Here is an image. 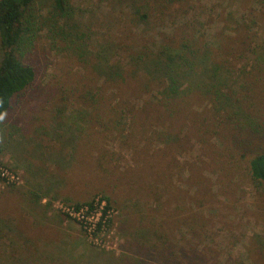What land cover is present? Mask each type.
Segmentation results:
<instances>
[{
	"label": "rangeland",
	"instance_id": "374dc122",
	"mask_svg": "<svg viewBox=\"0 0 264 264\" xmlns=\"http://www.w3.org/2000/svg\"><path fill=\"white\" fill-rule=\"evenodd\" d=\"M70 5L73 20L46 23L51 3H36L37 79L0 120V163L22 181L0 182V264H264L250 172L264 150V0ZM184 37L206 63L176 106L142 78L107 81ZM97 198L114 211L103 246L59 208Z\"/></svg>",
	"mask_w": 264,
	"mask_h": 264
},
{
	"label": "trees",
	"instance_id": "16d2710c",
	"mask_svg": "<svg viewBox=\"0 0 264 264\" xmlns=\"http://www.w3.org/2000/svg\"><path fill=\"white\" fill-rule=\"evenodd\" d=\"M38 1L0 0V47L2 51L0 62V120L10 115L12 109L20 104V100L37 79V69L27 58L30 51L29 44L33 42L36 28L35 6ZM48 1L51 3L52 15L48 21H45L46 23H57L62 19L69 23L73 20L75 10L70 5L72 0ZM137 8L135 7V11H138L140 19L146 23L150 12L140 13L142 9ZM199 50L187 37L180 41L164 43L157 52L148 55V58L138 57V59L141 58L139 62L142 64H136L140 67L132 68L130 73L122 67L119 70L118 68L114 70L111 67L110 77L107 81L119 85L120 83L138 81L142 78L143 82L139 84L137 89L150 90L152 87L156 90L159 89L163 96L162 105L165 107L169 104L176 106L177 97L183 93L181 87L186 82L185 80L190 74H194L196 66L206 63L202 61L205 59V54ZM144 53L143 56H146L147 52ZM213 69L215 73L219 71L216 67ZM247 144L248 142L242 143L239 148L245 151V148L248 147ZM250 172L254 181L264 185V150L252 153ZM64 204L66 203L64 202ZM85 205L93 207L94 202L76 203L72 206L80 209Z\"/></svg>",
	"mask_w": 264,
	"mask_h": 264
},
{
	"label": "built area",
	"instance_id": "2783aa9c",
	"mask_svg": "<svg viewBox=\"0 0 264 264\" xmlns=\"http://www.w3.org/2000/svg\"><path fill=\"white\" fill-rule=\"evenodd\" d=\"M0 182L6 185H17L22 181L20 175L0 163ZM59 208L65 216L80 223L93 244L97 246L104 245L103 240H101V235H107L109 232L114 211L103 199L97 198L94 201L93 207L85 205L80 209H76L74 206L62 203L59 205Z\"/></svg>",
	"mask_w": 264,
	"mask_h": 264
}]
</instances>
